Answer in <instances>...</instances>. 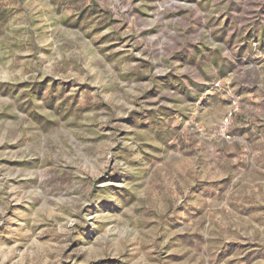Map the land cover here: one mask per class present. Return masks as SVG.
Instances as JSON below:
<instances>
[{
    "label": "rangeland",
    "instance_id": "rangeland-1",
    "mask_svg": "<svg viewBox=\"0 0 264 264\" xmlns=\"http://www.w3.org/2000/svg\"><path fill=\"white\" fill-rule=\"evenodd\" d=\"M0 264H264V0H0Z\"/></svg>",
    "mask_w": 264,
    "mask_h": 264
}]
</instances>
